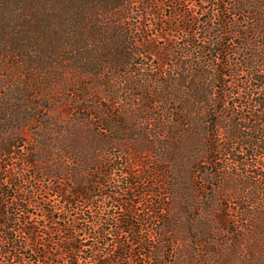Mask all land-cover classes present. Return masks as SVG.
Returning a JSON list of instances; mask_svg holds the SVG:
<instances>
[{
    "label": "trees",
    "instance_id": "trees-1",
    "mask_svg": "<svg viewBox=\"0 0 264 264\" xmlns=\"http://www.w3.org/2000/svg\"><path fill=\"white\" fill-rule=\"evenodd\" d=\"M183 234L264 264V0H0V264H164Z\"/></svg>",
    "mask_w": 264,
    "mask_h": 264
},
{
    "label": "rangeland",
    "instance_id": "rangeland-1",
    "mask_svg": "<svg viewBox=\"0 0 264 264\" xmlns=\"http://www.w3.org/2000/svg\"><path fill=\"white\" fill-rule=\"evenodd\" d=\"M108 144V143H107ZM106 146V148H110L107 145H103ZM146 162H149L150 159L149 158H145ZM54 180H48L45 179L44 182L42 183V185L47 188V189H52V185L54 184ZM35 183V182H33ZM35 186H38V183L34 184ZM41 185V186H42ZM165 192V191H163ZM50 195H53V197L50 196L51 201L54 200V202H57L58 197L51 192V190L49 191ZM224 195H227L226 192H224ZM234 200H226L224 203V205L226 206V208L230 209V214L236 218L239 227L242 226V222L239 219V214L240 211L237 209V206L234 204L233 202ZM174 241H177L178 243H180V251L182 249L185 250V254L184 256H182L181 254H177L174 255V253H167V255H165L164 257V264H174V263H178V264H209L208 260L205 257H200V255L195 254L194 251L196 250L195 247V243L191 242L190 243V238L188 237V234L185 235L183 234V236H177V239L175 237H173ZM189 248V249H188ZM173 255V256H172ZM242 257H240L241 259ZM149 261V260H148ZM212 262V261H210Z\"/></svg>",
    "mask_w": 264,
    "mask_h": 264
}]
</instances>
